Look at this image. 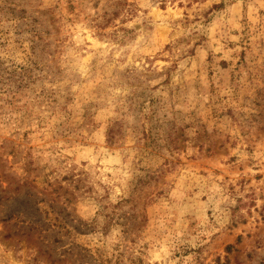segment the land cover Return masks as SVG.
Instances as JSON below:
<instances>
[{"label": "rangeland", "instance_id": "rangeland-1", "mask_svg": "<svg viewBox=\"0 0 264 264\" xmlns=\"http://www.w3.org/2000/svg\"><path fill=\"white\" fill-rule=\"evenodd\" d=\"M0 264H264V0H0Z\"/></svg>", "mask_w": 264, "mask_h": 264}]
</instances>
